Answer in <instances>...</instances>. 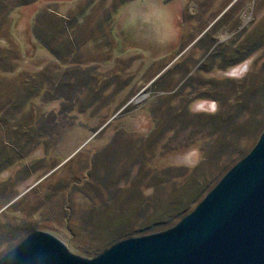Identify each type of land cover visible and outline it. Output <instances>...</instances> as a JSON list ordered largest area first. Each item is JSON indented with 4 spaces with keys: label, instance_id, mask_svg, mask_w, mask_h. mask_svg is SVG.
I'll return each instance as SVG.
<instances>
[{
    "label": "rangeland",
    "instance_id": "1",
    "mask_svg": "<svg viewBox=\"0 0 264 264\" xmlns=\"http://www.w3.org/2000/svg\"><path fill=\"white\" fill-rule=\"evenodd\" d=\"M23 1L0 0V256L38 229L92 257L208 180L168 227L264 128V0H68L56 51Z\"/></svg>",
    "mask_w": 264,
    "mask_h": 264
},
{
    "label": "water",
    "instance_id": "2",
    "mask_svg": "<svg viewBox=\"0 0 264 264\" xmlns=\"http://www.w3.org/2000/svg\"><path fill=\"white\" fill-rule=\"evenodd\" d=\"M0 264H264V128L172 225L121 238L92 257L34 229L0 256Z\"/></svg>",
    "mask_w": 264,
    "mask_h": 264
},
{
    "label": "trees",
    "instance_id": "3",
    "mask_svg": "<svg viewBox=\"0 0 264 264\" xmlns=\"http://www.w3.org/2000/svg\"><path fill=\"white\" fill-rule=\"evenodd\" d=\"M38 18H39L38 20L40 21L39 24L40 26H42V29H43L42 31L40 28L37 30L40 36L44 35L48 37L52 31L55 32V30H57L58 27L55 24L56 23L55 20H50L48 25L45 24L43 27V23H41L42 17L40 13H39ZM67 22L68 20L66 21V23ZM242 58L244 57H241L238 60H241ZM234 62L236 63L237 61H234ZM243 154L244 153H242V155ZM242 155H240V157ZM167 172H168L167 170H162L161 173L166 174ZM207 182L208 180L202 181L199 184L196 183L194 187H191L188 191L184 190L183 194H180L179 197L172 199L169 202V204H167L168 206L166 205L167 206L166 209H170L174 211L173 212L167 211V213H165L166 216L164 218H161L159 220H153L150 223H146V224H143L142 226H138L137 228L133 230H129L125 232L123 235L127 237V236L139 235V234H146V233L154 232L155 230L157 231V230L167 227V225L171 224V219L173 217H177L179 214H181V212L185 209L188 203H191L192 201H194L197 197H199V195H201V193H203V191H205Z\"/></svg>",
    "mask_w": 264,
    "mask_h": 264
},
{
    "label": "crops",
    "instance_id": "4",
    "mask_svg": "<svg viewBox=\"0 0 264 264\" xmlns=\"http://www.w3.org/2000/svg\"><path fill=\"white\" fill-rule=\"evenodd\" d=\"M70 1H73V0H70ZM62 2L66 3V2H68V0H64V1H59V0H24L23 3H21V5H19V6H21V8H29V9H31V11H34L35 14H33V16L40 13L41 17H42L41 23H43V25H45V24L48 25L50 20H55V22H56L55 24L58 27L57 31L51 32L48 37L41 35L42 38H40L41 39V41H40L41 45L44 44V46H46L47 42H49V41H55V42L57 41L55 43V46L52 48V49H55V51H56V48H58V46H57L58 42H62L61 38L59 37V34L62 31V28L64 25V20L67 18V15L65 13L61 12L60 11L61 9L57 10L58 8H56V7H55L56 9H54L53 5L54 4L59 5V3H62ZM15 8L13 7L12 11L16 10V12H18L17 9L19 7H15ZM45 48H47V47H45ZM47 50H49V49L47 48Z\"/></svg>",
    "mask_w": 264,
    "mask_h": 264
}]
</instances>
